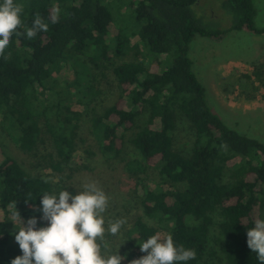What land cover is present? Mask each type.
<instances>
[{"label": "trees", "instance_id": "16d2710c", "mask_svg": "<svg viewBox=\"0 0 264 264\" xmlns=\"http://www.w3.org/2000/svg\"><path fill=\"white\" fill-rule=\"evenodd\" d=\"M199 1L130 0L142 50L123 30H113V15L101 0H16L25 27L38 14L48 30L31 39L14 35L0 56V129L24 153L49 145V167L58 182L27 172L10 157L0 163V264L22 254L15 233L30 217L37 218V227L46 225L42 194L59 192L67 181L91 173L86 159L92 153L78 154L83 114L65 105L69 96L84 108L102 155L119 158L124 135L140 154L141 160L126 168L142 215L128 232L130 249L119 253L121 264L146 255L139 245L156 232L196 251L187 264H206L215 255L208 250L215 214L222 237L214 242L226 263L259 264L246 233L264 219V142L228 127L207 105L206 90L192 70L190 45L196 37L222 41L228 31L199 24L192 11ZM227 3L235 15L229 31L264 35L255 25L253 0ZM132 53L134 61H122ZM108 73L118 84V97L98 112ZM180 129L190 138L185 151L175 146Z\"/></svg>", "mask_w": 264, "mask_h": 264}, {"label": "rangeland", "instance_id": "374dc122", "mask_svg": "<svg viewBox=\"0 0 264 264\" xmlns=\"http://www.w3.org/2000/svg\"><path fill=\"white\" fill-rule=\"evenodd\" d=\"M101 1L113 15L115 28L113 30L116 28L123 30L130 37L132 44H138V28L130 0ZM253 3L257 10L255 25L258 29H262L264 28V0H253ZM192 11L201 26L228 31L222 41L216 42L196 37L190 45L189 58L193 62L192 70L206 90L208 107L228 127L264 142V62H261L264 56V35H256L245 29L229 31L235 22V15L229 8L227 0H200L192 7ZM139 47L142 50L145 49L142 45ZM134 59V53H132L122 61H134ZM62 73L70 79L73 78L70 70L63 69ZM59 84H63L61 79ZM101 89L102 96L95 105L98 112L111 106L119 93L118 84L110 73L105 80L101 81ZM77 100L69 96L65 105H68L71 111L83 114L84 119L81 120L78 130V154L85 158L87 156L85 151L92 153L86 159L91 173H82L67 181L65 188L76 194L82 190L84 184L96 182L105 191L109 197V206L104 213L105 227L121 218L125 219L126 223L116 236L105 232V243L108 247L104 254H114L118 249L119 253L124 252L130 249L128 232L133 221L135 217L142 215L134 192V178L127 171L126 164L136 159L141 160L140 154L129 143V135H124V148L119 158L113 159L102 155L99 145L90 132L89 118ZM176 139L175 146L179 151L189 148L185 145L190 139L189 134L184 129L179 130ZM0 148L2 150L0 163L5 157H10L27 172L52 183L58 182L49 167L50 154L53 157V151L49 145L40 146L33 153H24L13 138L0 129ZM151 171L148 172L151 173ZM153 175L152 180H155L156 175ZM1 213L0 209V215ZM220 221L219 216L213 215L208 250L215 255L206 264H227L214 242L216 238L222 237L218 227ZM43 222L47 224V221L43 220ZM193 223L189 221V224ZM161 234L166 235V233Z\"/></svg>", "mask_w": 264, "mask_h": 264}, {"label": "clouds", "instance_id": "9594fccd", "mask_svg": "<svg viewBox=\"0 0 264 264\" xmlns=\"http://www.w3.org/2000/svg\"><path fill=\"white\" fill-rule=\"evenodd\" d=\"M23 7L16 0H0V56L5 53L14 35L31 39L38 32L47 31L48 24L37 14L30 27L21 20ZM51 22L56 23L59 9ZM21 28L25 30L20 31ZM41 219L45 226L37 227V218L30 217L15 233L21 255L11 264H121L124 259L119 249L105 255L108 245L105 232L116 236L126 220L121 218L105 227L109 197L96 182L83 185L76 194L61 189L44 192L40 199ZM17 214V213H16ZM247 246L256 254L259 264H264V219H257L247 230ZM147 254L131 264H187L196 258V251L174 241L171 234L156 232L140 245Z\"/></svg>", "mask_w": 264, "mask_h": 264}]
</instances>
